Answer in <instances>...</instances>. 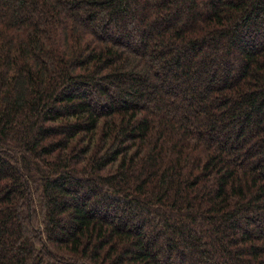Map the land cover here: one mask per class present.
Instances as JSON below:
<instances>
[{"label":"trees","instance_id":"1","mask_svg":"<svg viewBox=\"0 0 264 264\" xmlns=\"http://www.w3.org/2000/svg\"><path fill=\"white\" fill-rule=\"evenodd\" d=\"M0 264H264V0H0Z\"/></svg>","mask_w":264,"mask_h":264}]
</instances>
